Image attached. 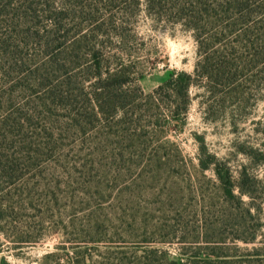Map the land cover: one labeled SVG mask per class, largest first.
Listing matches in <instances>:
<instances>
[{"label": "rangeland", "instance_id": "rangeland-1", "mask_svg": "<svg viewBox=\"0 0 264 264\" xmlns=\"http://www.w3.org/2000/svg\"><path fill=\"white\" fill-rule=\"evenodd\" d=\"M254 1L250 16L215 4L207 31L223 38L209 62L230 63L233 80L213 93L195 80L178 119L146 96L194 72L196 41L173 17L155 22L135 9L126 40L105 51L129 66L128 87L143 96L85 118L48 98L61 78L51 61L63 57L55 43L40 46L50 21L39 11L27 24L22 0H0V39L14 53L0 49L1 258L264 264V0Z\"/></svg>", "mask_w": 264, "mask_h": 264}, {"label": "trees", "instance_id": "trees-1", "mask_svg": "<svg viewBox=\"0 0 264 264\" xmlns=\"http://www.w3.org/2000/svg\"><path fill=\"white\" fill-rule=\"evenodd\" d=\"M257 2L254 0H218L216 3L215 0H61L60 7L55 8L48 0H22L24 8L22 18L29 24L31 18L39 17L38 12L41 11L44 14L43 19L49 20L52 28L46 30L40 26L42 32L40 46L47 48L50 43H55L56 49H60L57 53L58 57L63 55L61 59L51 61L61 78L55 86H51L52 92L48 98L55 105L58 104L65 111L72 112L78 117L87 118V115L98 118L107 117L113 110L127 106L129 101L134 99L135 93L143 96L139 87L133 89V94L128 87L131 83H135V78L130 77L129 66L124 65L122 61H116L114 56L107 55L105 50L111 39L115 38L118 43L126 40L128 36L126 24L132 16H135V9L141 6L146 16L155 22L173 17L174 22L192 32L196 41L198 60L194 72L193 74L185 71L173 73L146 96L154 101L163 100L169 106H174L172 116L179 119L181 114L187 112L190 103L189 90L195 80L204 82L212 93L216 85L226 87L233 80L230 63L209 62L210 58L215 57L218 51L217 45L220 44L221 37L223 38L221 36L223 33L220 31H212V29L207 31V23L211 25L213 23L211 19L217 21L215 15L210 13L216 12L215 4L223 9V12L238 8L250 16L256 7H260ZM0 46V49L5 48L3 53L14 55L12 50H8L7 41L0 39ZM117 48L121 49V47ZM78 73L83 75L80 80L77 77ZM46 81L41 84L52 85L51 81L47 79ZM85 83L89 84V92L84 91ZM0 264L10 263L0 257Z\"/></svg>", "mask_w": 264, "mask_h": 264}]
</instances>
